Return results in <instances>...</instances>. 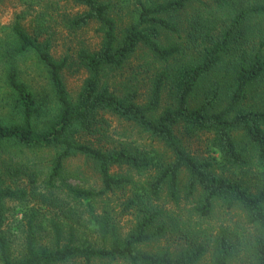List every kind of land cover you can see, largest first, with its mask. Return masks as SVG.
Listing matches in <instances>:
<instances>
[{"label": "trees", "instance_id": "obj_1", "mask_svg": "<svg viewBox=\"0 0 264 264\" xmlns=\"http://www.w3.org/2000/svg\"><path fill=\"white\" fill-rule=\"evenodd\" d=\"M62 1L81 9L64 20L65 28L75 32L95 24L99 47L77 51L75 62L86 78L72 98L63 80L72 66L69 58L52 57L51 41L40 40L42 23L31 36L16 17L5 85L20 121L0 123V158L12 151L52 152L46 186L61 185L64 199L85 209L93 239L80 242L72 226L65 234L59 215L37 223L31 208L22 213L23 244L14 256L3 230L6 203L22 206L29 195L5 185L0 170V264H264V39L258 38L254 53L243 51L225 62L236 36L251 32L247 22L264 23V0H208L214 13L203 0ZM193 4L204 13L191 19L186 40L162 44L163 34L181 40L178 17ZM138 49L160 64L143 103L133 84L115 91L109 83L110 73L122 71ZM28 54L44 72L57 105L47 120L41 121L44 102L20 79L15 59ZM105 114L134 125L161 148L138 151L107 140L96 145L104 140L96 126ZM200 136L207 138L206 157L192 154L184 142ZM74 158L92 164L98 189L64 182L65 162ZM253 170L258 178L251 186L244 177ZM221 212L230 223L210 226ZM68 215L72 222L82 219L79 211ZM120 217L130 218L125 234ZM43 231L49 232L48 246L40 244ZM170 236L177 240L174 249H143Z\"/></svg>", "mask_w": 264, "mask_h": 264}, {"label": "rangeland", "instance_id": "obj_2", "mask_svg": "<svg viewBox=\"0 0 264 264\" xmlns=\"http://www.w3.org/2000/svg\"><path fill=\"white\" fill-rule=\"evenodd\" d=\"M207 6V11L214 13L215 7L208 0L202 1ZM236 4L241 5V1H236ZM198 4H193L190 7L182 11L178 17V24L181 26L180 36L181 40H177L176 37L171 35H165L161 37V43L166 44L169 41L180 43L186 40V35L190 30V21L194 18L197 12L204 13ZM81 9L76 8L71 3H65L62 0H1L0 1V123L13 124L20 121V113L16 108L11 93L5 85V61L8 58L7 50L8 43L11 42L10 28L16 20V17H21L20 20L22 27L26 32L34 36L36 30H39L42 23L45 33L40 40L49 39L51 41V55L55 59H62L68 57L70 60L71 68L63 72V80L67 88L68 93L74 98L79 89L81 88L83 80L86 78V73L81 70L75 62V56L78 50L88 49L96 50L99 47L100 35L96 32L97 26L91 24L88 27L71 32L64 26V20L72 17ZM206 12V11H205ZM207 13V12H206ZM246 27L250 29L244 33L241 31L236 36L235 45L231 49V54L225 59V62H229L237 59L241 52L245 51L249 54L257 51L256 46L259 41L258 38L264 39V23L259 24L258 21L252 19L246 23ZM250 41L249 45L245 43ZM186 44V42H183ZM256 47V48H250ZM264 52V48H263ZM17 67L20 72V79L27 84L30 90L34 93L35 97L40 102H44L42 106V120H47L52 117L56 111L57 105L53 102L50 88L48 86L46 76L41 68L36 64L32 55L28 54L20 58L15 59ZM160 67L159 63H155L151 57L143 50L138 49L135 55L129 60L127 66L122 71H114L109 75V83L113 90H120L122 84H133L136 90L139 92V103H143L147 97L148 80L155 68ZM218 79H222L224 73L222 71L217 72ZM198 96H201V92H197ZM256 95V94H255ZM256 97L251 96L249 99L250 104H254ZM97 132L100 133L104 140L99 143H95L99 146H105L106 140L113 146L123 144L130 149L138 151H150L151 149L158 150L161 148L159 144L153 143L145 134L141 133L134 125L126 123L115 117L105 114L101 120V124L96 126ZM186 146L190 152L196 156L206 157L210 154V149L207 146L206 136H200L189 140L184 139ZM52 156V152H24L19 154L16 151H12L10 155L1 156L0 170L3 175V182L5 185L12 188H20L27 191L29 197L27 203L20 206L17 203L7 202L6 207L8 209L7 219L3 230L7 234L11 242V252L16 256L22 249L23 233L25 221H21L22 213L31 208L35 210L37 216V223H42L46 219L53 218L55 215H59V219L63 224L65 234L67 229L72 226L77 230V239L80 242L85 240L92 241L88 226L86 225L87 215L84 208L75 209L74 204L67 202L64 199L63 188L58 184L56 189L49 190L46 186V175L48 168V161ZM117 171V170H116ZM123 171V170H121ZM246 181L252 186L258 176L255 174V170L246 174L244 177ZM64 182L72 186H81L85 188H99L97 182L98 177L94 170V167L90 162L82 158L69 159L64 165ZM35 182V183H32ZM120 195L117 194L116 197ZM112 207L116 206V198H112ZM79 207V206H77ZM26 208V209H25ZM74 210L80 212L82 218L79 223L77 219L72 222ZM237 212L231 215L235 216ZM20 222V225L18 223ZM210 226L216 228L223 224H229L230 219L224 217V214L217 213L210 221ZM80 225V226H79ZM119 225L121 232L124 234L130 228V218L120 217ZM43 228L47 226L46 223L42 225ZM40 244L48 246L50 243V235L48 231L40 232ZM175 236H170L165 240H162L158 244H152L144 250H153L155 247H170L174 249L177 245ZM206 261L203 263L205 264ZM233 264H239L234 262Z\"/></svg>", "mask_w": 264, "mask_h": 264}]
</instances>
